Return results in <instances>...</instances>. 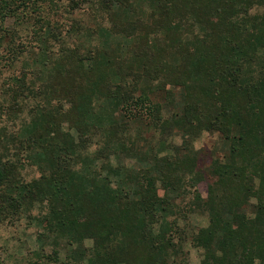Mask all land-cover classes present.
<instances>
[{"label": "trees", "instance_id": "1", "mask_svg": "<svg viewBox=\"0 0 264 264\" xmlns=\"http://www.w3.org/2000/svg\"><path fill=\"white\" fill-rule=\"evenodd\" d=\"M80 1L0 0V79L33 67L0 84V114L9 98L29 117L1 142L0 222L27 214L41 229L30 264H194L185 242L198 264H264V14L251 13L264 0H98L111 28L89 45L56 19ZM29 71L51 88L46 108L19 99ZM204 132L218 140L200 169ZM194 214L207 224L191 229Z\"/></svg>", "mask_w": 264, "mask_h": 264}, {"label": "rangeland", "instance_id": "2", "mask_svg": "<svg viewBox=\"0 0 264 264\" xmlns=\"http://www.w3.org/2000/svg\"><path fill=\"white\" fill-rule=\"evenodd\" d=\"M64 4H66V1L68 0H61ZM106 10L104 9L103 5L98 0H88L87 2L80 1L78 2L77 6L72 10L68 9V12L65 14H59V16H56V19L59 20L60 23H62L63 30H67L70 22L72 20L77 21L78 25L77 28H85L81 34H90L88 37L86 35H82L81 37L85 40L82 41L81 44H87L89 45L91 43L90 40H93V44H95L97 40V30L99 27H102L103 29H109L111 28V25L104 19ZM252 14H264L263 8H253L251 10ZM6 24L8 26H16L13 20H7ZM99 25V26H98ZM70 35V34H69ZM67 36L65 38L66 40V46L74 47V40L75 38H68ZM71 37V36H70ZM63 44V45H64ZM60 49V45L55 44L53 46L54 52L58 53ZM27 55H25V58ZM22 57L21 59H23ZM29 62V61H28ZM16 68L14 71L5 72L4 76L0 79V84L4 82V77L7 75L16 74L17 76L21 75L22 70H26L28 68L32 69L31 67H23L21 62H17L15 64ZM33 71H29L27 73V79H30L29 82L33 84L32 90L31 88L29 90L33 91L30 92L28 90L24 91L23 97L19 96V99L21 102L25 104V106L32 108L33 105H40L43 107L49 106V101L51 100V88L47 89V86L45 85V81L42 83L41 80H33ZM80 74V73H79ZM96 72H93L91 76H95ZM80 76V75H79ZM86 74L83 73V78ZM89 76V77H91ZM156 86L153 84L150 88L154 89ZM170 88V87H169ZM36 91V92H35ZM43 91V92H42ZM154 91V90H153ZM151 91L152 93H154ZM152 100L158 103L163 102V92H158L152 96ZM10 102L11 100L7 98L5 100V105H3L2 113L0 114V151H2V143L8 135L11 133H14L19 126V121L21 118L28 119L29 117L26 115V113L21 114L17 116L18 118H13L12 113L14 110L10 108ZM56 104V101H51L50 106ZM18 119V120H17ZM116 122L119 124H123L127 126V136L134 137L139 133V135H143L145 140H148L150 143H154L157 141V139H154L156 135L154 133L147 134L148 132L145 130L144 124L146 121L140 120L133 123L127 122V120H124L123 117L120 115H116ZM67 125L63 124V130L67 131ZM140 131V132H139ZM146 131V132H145ZM158 138V137H156ZM169 142H173L175 144L180 143V138H170L168 139ZM218 140L217 134H209V133H202V135L195 141L194 147L196 150L200 151V163L199 168L204 169L209 164V161L211 159V151L213 148L214 143H216ZM92 144V150L93 148L100 146L97 139L91 140ZM142 145V143H139ZM17 152L19 151L16 148ZM131 162L127 161L126 165H130ZM38 172L34 169H31L30 167H26L25 170L22 172V177L31 179V178H37ZM205 183H202L199 185L198 190L201 193L202 197L206 196V184L210 183L211 180L209 177H207ZM160 196L164 195V191L160 189L158 191ZM38 210V208H37ZM37 210H34L32 213L29 212L28 214L31 215V217L36 216ZM27 214L22 215L21 217L13 219V221L6 217V220H3L0 222V264H30L34 260L33 251L39 249V245H37V236L41 232V229L37 228L34 225V222L29 219ZM189 221L191 222L190 228L193 227H202L207 224V220L205 216L194 214L189 216ZM182 224V223H181ZM183 225V224H182ZM189 228V229H190ZM190 229V230H191ZM91 242L86 240L85 241V248L87 246H91ZM84 248V249H85ZM59 249H56L55 251L59 252ZM44 251L48 254H51L54 249H51L49 247H46ZM182 253L187 257V259L190 260V262L194 264H198L200 261V255L199 253L190 247L188 242H185V244L182 245ZM85 253V252H84ZM86 254V253H85ZM63 256V253H61ZM63 258V257H61ZM72 260V259H70Z\"/></svg>", "mask_w": 264, "mask_h": 264}]
</instances>
